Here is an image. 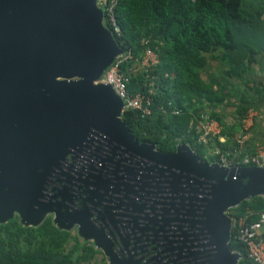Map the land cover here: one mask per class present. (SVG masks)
I'll return each mask as SVG.
<instances>
[{
  "label": "water",
  "instance_id": "obj_1",
  "mask_svg": "<svg viewBox=\"0 0 264 264\" xmlns=\"http://www.w3.org/2000/svg\"><path fill=\"white\" fill-rule=\"evenodd\" d=\"M120 52L96 0H0V104L9 118L0 128V222L16 214L35 225L50 213L58 227L75 228L100 248L89 208L74 209L67 193L58 197L45 186L69 147L99 131L110 144L148 159L145 177L166 171L169 187L176 179L205 184L201 225L210 263L238 264L224 211L264 194V167L224 168L186 142L169 153L139 143L121 119V98L109 84L94 82ZM19 115L24 123L14 129Z\"/></svg>",
  "mask_w": 264,
  "mask_h": 264
},
{
  "label": "trees",
  "instance_id": "obj_2",
  "mask_svg": "<svg viewBox=\"0 0 264 264\" xmlns=\"http://www.w3.org/2000/svg\"><path fill=\"white\" fill-rule=\"evenodd\" d=\"M114 13L118 32L112 30L104 11L102 19L121 52L139 56L150 47L159 58L148 76L145 71L129 74L131 92L145 90L151 83L156 91L151 114L142 116L133 109L121 113L128 131L137 140L155 142L164 152L185 141L202 157L207 153V161L217 158L215 149L214 155L208 153L215 146L231 153L237 133L231 135L234 146L230 149L216 136L206 145L197 140V121L206 109L209 117H217L210 108L226 96L224 85L214 88L215 79H205L201 72L215 59L227 67V76L244 83L246 68L264 48V0H119ZM132 62L127 60L121 69ZM240 107L243 116L246 106ZM245 205L263 210L264 196L241 201L234 207L236 213H242ZM229 245L235 251L244 249L234 240ZM98 253L92 242L72 229L58 227L49 214L35 225L24 224L18 217L0 222V264H106ZM238 264L252 263L241 257Z\"/></svg>",
  "mask_w": 264,
  "mask_h": 264
},
{
  "label": "flooded vegetation",
  "instance_id": "obj_3",
  "mask_svg": "<svg viewBox=\"0 0 264 264\" xmlns=\"http://www.w3.org/2000/svg\"><path fill=\"white\" fill-rule=\"evenodd\" d=\"M6 114L0 104V128L9 121ZM23 123L19 115L12 125L16 129ZM137 141L154 144L161 151L155 142ZM81 142L69 147L45 186L54 188L58 197L57 193H67L66 202L72 208L80 203L89 208V218L97 227L90 229L97 230L102 244L99 259L106 264L110 257L114 264H211L201 225L205 184L176 179L171 190L166 171L145 177L149 160L110 144L101 132L86 134ZM228 209L224 214L230 218Z\"/></svg>",
  "mask_w": 264,
  "mask_h": 264
},
{
  "label": "built area",
  "instance_id": "obj_4",
  "mask_svg": "<svg viewBox=\"0 0 264 264\" xmlns=\"http://www.w3.org/2000/svg\"><path fill=\"white\" fill-rule=\"evenodd\" d=\"M119 0H98L97 6L102 7L107 22L113 31L118 32L114 8ZM147 39H142L146 43ZM133 60L126 70L121 69V65L127 60ZM159 61L157 53L150 47H145L139 56H134L130 51L118 53L112 62L105 68L96 81L109 84L115 93L121 98V111L133 109L142 116L151 114L153 105V95L155 87L151 83L145 90L131 92L128 88L130 73L147 72ZM255 115V110L249 108L247 113L241 118V129L236 136V147L231 151L222 152L215 149L217 155L216 162L224 168L232 166H255L264 167V146L261 144H251L244 147L245 142L250 137L249 126ZM200 131L198 142L207 143L210 137L220 134V124L214 118L202 114L197 123ZM229 237L231 240L243 245V251H237L239 259L241 257L252 264H264V209L245 210L237 217L230 219Z\"/></svg>",
  "mask_w": 264,
  "mask_h": 264
},
{
  "label": "crops",
  "instance_id": "obj_5",
  "mask_svg": "<svg viewBox=\"0 0 264 264\" xmlns=\"http://www.w3.org/2000/svg\"><path fill=\"white\" fill-rule=\"evenodd\" d=\"M254 58L255 61H253L250 66L246 68V72L244 74L246 80L244 83L236 78L227 76L225 73L227 67L220 66L215 59H210L207 68L201 72L203 78L215 79L216 83L213 85L214 88L223 87L224 85L223 92L226 95L224 101L215 107H211L210 110L214 111L217 115V117L211 118H214L220 124V134L216 137L219 142L222 144L224 143L223 145L227 144L226 147L228 149L234 146V142L231 140V135L236 133L238 134L240 132L241 118L247 113L249 108L255 110V115L253 116V120L249 126L250 137L245 142L244 147L250 146L251 144H261L264 146V48H261V50L254 55ZM241 105L246 106L243 116L240 115L242 113L240 112ZM208 112L209 110L206 109L203 114L208 116ZM191 124L192 120L189 121V126ZM197 130H199L198 126ZM206 144L207 143H205V145ZM191 148L196 151L193 147ZM215 148L219 149L218 146H215L209 150L207 149L208 153L210 155H214L212 153ZM196 153L199 155L197 151ZM205 155L207 156V153ZM205 155L204 157L201 155L199 156L201 159L205 160ZM216 160L217 158H212L211 160L205 161L216 162ZM256 196H264V194ZM249 199L250 198L244 200ZM238 204L228 207L230 210L227 208L229 210L228 215L231 220L233 217H237L239 214H242L245 210L255 211L248 205H245L242 213H236L238 210L234 207L238 206Z\"/></svg>",
  "mask_w": 264,
  "mask_h": 264
},
{
  "label": "rangeland",
  "instance_id": "obj_6",
  "mask_svg": "<svg viewBox=\"0 0 264 264\" xmlns=\"http://www.w3.org/2000/svg\"><path fill=\"white\" fill-rule=\"evenodd\" d=\"M96 1H98V0H96ZM96 3H97V2H96ZM99 7H100V9H101V6H99ZM102 21H103V19H102ZM94 82H95V83H98V82H101V81H96V80H95ZM101 83H102V82H101ZM215 149H216V148H215ZM48 214H49V213H48ZM48 214H46V215H48ZM228 219H229V224H230V222H231V221H230V218H228ZM233 251H234V252H237V251H235V250H233Z\"/></svg>",
  "mask_w": 264,
  "mask_h": 264
}]
</instances>
